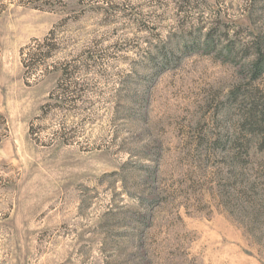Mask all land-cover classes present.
Listing matches in <instances>:
<instances>
[{"label":"rangeland","instance_id":"obj_1","mask_svg":"<svg viewBox=\"0 0 264 264\" xmlns=\"http://www.w3.org/2000/svg\"><path fill=\"white\" fill-rule=\"evenodd\" d=\"M0 264H264V0H0Z\"/></svg>","mask_w":264,"mask_h":264}]
</instances>
